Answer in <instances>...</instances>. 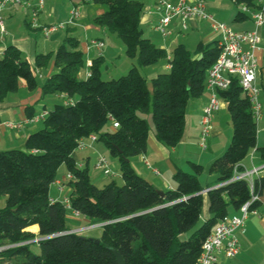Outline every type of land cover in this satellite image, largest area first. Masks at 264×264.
Wrapping results in <instances>:
<instances>
[{"label":"trees","instance_id":"16d2710c","mask_svg":"<svg viewBox=\"0 0 264 264\" xmlns=\"http://www.w3.org/2000/svg\"><path fill=\"white\" fill-rule=\"evenodd\" d=\"M72 1L106 5L95 17L96 24L116 32L126 45L127 57L139 66L168 58L170 67L151 78L150 87L148 77L136 65L118 78L102 79L101 57L92 61L91 74L81 77L87 59L80 40L72 35H67L53 57L37 53L33 64L17 46H6L0 57V103L17 92L21 82L35 90L38 71L52 59L55 72L41 85L43 97L61 94L74 100L42 110L47 112L43 127L28 135L23 148L0 150V195L6 196V205L0 208V247L8 246L0 251V264H118L112 249L119 251L124 264H195L203 242L230 214L229 208L239 209L252 191L260 196L264 190L263 177L254 180L253 188L246 178L237 177V172L244 171L241 162L253 149L264 159V146L257 147V120L250 100L238 78L228 89L218 90L230 114L232 137L210 164L209 171L217 175L218 183L208 187L210 215L202 221V191L206 189L199 179L205 170L202 164L190 161L192 172L178 169L173 175L175 188L161 195L136 172L131 158L147 150L149 114L159 142L169 147L180 143L187 106L206 89L208 70L219 56L218 41L199 42L195 52L179 43L168 54L143 36V1ZM234 2L250 9L259 7L256 0ZM25 112L27 117L38 114L33 105L26 106ZM110 121L113 130H106ZM91 134L119 159L121 184L112 180L99 187L92 182L89 168L77 165L73 154L79 139ZM63 165L73 174L68 181L72 208L103 223L99 242L72 232L64 203L51 199V185ZM35 224L38 241H34L36 234L26 230ZM33 243L39 244V254L31 250Z\"/></svg>","mask_w":264,"mask_h":264},{"label":"crops","instance_id":"0c3cea01","mask_svg":"<svg viewBox=\"0 0 264 264\" xmlns=\"http://www.w3.org/2000/svg\"><path fill=\"white\" fill-rule=\"evenodd\" d=\"M141 1L144 2V10L141 17V26L142 24L151 25L152 28L155 29L154 26L157 24V20H158V18L156 17L158 14L156 15V13L154 12L155 0H141ZM232 1L237 9L236 12L230 14L229 16L227 14H223V11H221L220 7L218 9L217 7L208 6L207 10L216 20L226 23L235 31L241 32V31L258 29L261 35L260 47L259 49L256 50L255 53L257 59L256 81L260 89V101L262 103L261 118L257 121V129H258L257 147L264 146V138L261 137V132H260V131H264V26H262L261 28H257L250 15V12H243L242 6L237 5L234 2V0ZM66 2L70 4L71 3L75 4L72 0H45V6L40 11L41 13L40 17L43 20L41 21V24H45V23L51 24V23L59 22L57 20L56 21L50 20L51 23L45 21V19L43 18L45 14L44 10L51 11L50 13L51 15L49 14L51 18L55 16L59 17L61 13L60 12L61 4L65 5ZM84 3H88V2H84ZM18 8L19 6L8 7L4 12V18L6 19L13 17ZM66 8L67 11H64V15L62 16L64 18L68 17L69 11L71 9V7H69V9L68 7ZM30 13H31L30 8L26 7L27 18L25 23L27 25H30ZM229 20L233 26L228 24L227 21ZM77 25L78 24L72 26L69 29V32L67 33L72 34V31H74V34H72V36H75L80 40V36L75 35L78 29ZM93 26H91V24H88L87 25L88 30H90L89 28L92 27L96 29L98 33L106 34L107 29L101 28L100 26L97 27L96 26L93 27ZM207 26H209L210 32L206 40H209L210 42L218 41L220 33L218 31H214L211 26V22L206 19L192 20L190 22V27L187 30V32L200 31L206 28ZM171 28L173 29L174 32L175 31L174 28H178V27L175 25V23H173L171 25ZM92 39H99L104 41V38H102L101 36L97 34L92 35V38L88 37L83 43H80V47H81L80 49L85 53L87 60L93 61L95 58L101 57L100 59V65H101L102 62L106 61L107 53L106 51H104V49L100 50L95 46L88 47V44ZM1 42L2 43L0 44V54L3 52V50L6 48L8 44H13L22 51L23 55L32 64L35 61V56L37 53L48 52L46 51V47H45L46 45H44L42 51H40L37 42L30 36L18 38V37H14L13 35H10L8 37H4L3 39H1ZM48 69L49 70H47L43 74L40 72L41 74L40 77L42 78L43 81L39 82V86L35 90L33 91L29 90L26 84L24 82H21L19 90L17 92L11 93L5 99L4 102L0 103V118L2 119V122L0 123V150H2V148H14V146H21V148H23L24 145L22 142L26 140V138L30 133L38 130L33 125L35 123H25L26 126H21L20 130L11 129L5 125V121L8 120L14 122L24 121L27 118V114L25 112L26 106L33 105L35 107V105L38 104V105H42V109L44 110L45 108L47 109L50 108L55 103H66L74 100L61 94L50 95V97L49 95H47L43 97L41 85L53 72H55L54 64L52 63V65H49ZM86 73H87V68L86 67L82 68L80 71V75L86 76ZM156 75L157 73H151L149 76L153 78ZM211 95H212V90L206 88L204 93L200 97L191 99L189 101V104L187 106L185 133L182 140L177 146L169 147L164 145L163 143L159 142L156 139L155 131L150 130L147 141L146 152L131 158V165L136 170V172L146 177L148 180H150L157 187V189L164 192L168 189H173L176 186V183L173 179V175L178 169H182L181 167L182 165H179L180 163L178 164L179 159H176L177 157L175 158L173 155L179 154L182 158H187L188 159L187 161L189 163L191 161L189 159L191 158V155H198L199 160L203 155L202 153H197V148L198 147L203 148L200 143L201 129H202L201 122L203 116V109L209 102ZM9 97H12V99H10ZM61 100L63 102H61ZM223 105L224 107L227 108V104L224 101H223ZM220 111H218L213 118V127L209 137L207 138V148L205 149L206 150L208 149L210 151L206 159L209 162L208 164H211V162L216 157L220 156L225 151L232 137V132L229 126L231 122H229L228 118L227 121L225 120L226 116L225 118L222 119L220 116ZM223 127H225V129H223ZM225 132H227V134H225ZM223 136H225V138ZM17 142L19 145L17 144ZM97 142L98 141L94 142L91 146L88 147V148H92L91 150H87L86 162L88 163H89V154L91 152L97 154L96 155L97 157L101 155L99 151L100 149H98L99 146L97 145ZM73 155L75 157L77 165L79 167H83V162H82L83 158L80 157L76 151L74 152ZM117 161H118L117 164L120 167L119 159ZM184 161L186 162L185 159ZM263 165H264V159L261 157L260 152L257 149H253L250 152V154H248L247 157L241 162V166L244 171L251 170L254 166H263ZM67 172L68 170L66 166L65 165L61 166L58 172L57 179L65 180ZM259 177L264 178V168L259 172V174L254 176V179ZM217 183H218L217 175L215 176L212 175L209 179L206 180L204 185L203 183H201L206 188L205 190L202 191L203 200H204L203 213L201 215L202 221L207 219L210 215L209 198L207 194L208 187L209 186L214 187ZM67 195H68V185L63 191H60L55 183L51 185L50 196L52 200L62 201L64 197ZM258 209L262 214L260 216L253 214L249 215V217L246 220L245 230L238 234L239 242H240L239 252L232 258H228L224 256L223 253H221L219 255L218 264H264V190L260 195V204L258 206ZM229 213L238 214L239 209H235L233 207L230 210L229 208ZM81 216L83 215H80L79 217ZM96 223H100V222H95L94 220H91L83 216L82 218H79L78 226H75V228H71V229L76 230L77 232L84 230H87L88 232L89 229H91L90 231L93 230L92 228L95 227L94 224ZM26 230L36 234L37 235L36 239L40 238L38 225L36 224L31 225L27 227Z\"/></svg>","mask_w":264,"mask_h":264},{"label":"built area","instance_id":"2783aa9c","mask_svg":"<svg viewBox=\"0 0 264 264\" xmlns=\"http://www.w3.org/2000/svg\"><path fill=\"white\" fill-rule=\"evenodd\" d=\"M258 8L251 10L245 4H241L243 12H250V15L257 26H264V0H256ZM26 6L30 8V26L39 29L45 37L59 30H64L71 25H76L81 13L77 6L70 9L66 21H59L51 24H41L38 21V15L45 6V0H0V34H6L4 12L10 6ZM154 12L159 15V21L154 28L160 31L164 36L171 34L173 29L171 25H175L186 32L190 27V22L194 19H206L211 22L214 31L220 33L217 45L219 48V56L216 62L208 70L206 88L212 90V95L203 109L202 129L200 143L205 149L207 148V138L209 137L215 114L220 111L223 100L218 94V90H226L232 84L234 78H238L239 84L248 96L254 118L258 121L262 114V103L260 101V89L257 85V59L256 50L259 49L261 43V35L258 29L247 31H235L224 22L216 20L207 10L206 0H155ZM95 46L103 50L106 46L105 41L92 39L88 47ZM92 60H87L86 75L91 74L90 68ZM170 65H167L169 68ZM47 115L46 111H42L32 117H27L22 122L5 121V125L11 129H20L22 123H37L43 120ZM113 126L118 127V122L113 120ZM97 141V135L91 134L87 137H81L78 142V148H87ZM96 167L104 170L106 175H116L110 167L105 156H98ZM264 168L263 166H254L251 170L237 172L238 178H246L253 188L254 176ZM73 179V174L67 172L65 180L56 179L55 184L60 191H63L68 185V181ZM260 201V196L253 191L249 200L239 207L238 214L225 215L205 239L202 246V252L195 264H218L219 255L221 253L228 258L234 257L240 249L238 234L245 230L246 220L249 215L260 216L258 207L254 203ZM65 207L72 211L75 217H79L81 213L71 206L69 196H65L62 200ZM77 232L76 230H74ZM39 239H34L38 241ZM8 246H1L0 251Z\"/></svg>","mask_w":264,"mask_h":264},{"label":"rangeland","instance_id":"374dc122","mask_svg":"<svg viewBox=\"0 0 264 264\" xmlns=\"http://www.w3.org/2000/svg\"><path fill=\"white\" fill-rule=\"evenodd\" d=\"M206 5H207V7L208 6L217 7L218 9L220 7L221 11H223V14H227L228 16L230 14H233L234 12H236V9H237L232 0H206ZM74 6H77L80 10V13H81L80 18L77 20L78 29H77L76 34H75V35L80 36V40H81L80 43H83L86 40V38H88V37L92 38V35H96V34L101 36L102 38H104V41L106 44L104 51H106V53H107L106 54L107 58H106V61L102 62V64H101L102 79L108 80V79H112V78H118L122 75L127 74L129 69L131 67H133V65H136L139 67L140 72L143 75H146L148 77L149 86L152 87L151 82H150L151 77L149 75L151 73H157L158 74V73L168 71V68H166V65L169 62L168 58L163 59V60L159 61L158 63H156L155 65H152V66H139L135 60H132L129 57H127L126 45L116 32H112V31L107 29L106 34L98 33V31L92 27H90L89 28L90 30H88V28H87L88 24H91V26H93V25L96 27L98 26L95 22V17L100 15L102 12H104L105 9H107L106 5L96 4L92 1H88V3L82 2V3H76V4H72V3L70 4V3L66 2L65 5L61 4V11H60L61 13H60L59 17L55 16V17L51 18L49 16L51 11L50 10L49 11L44 10L45 14H44L43 18L48 23H51L50 20H53V21H56V20L57 21H64L65 20L66 21L67 17H65V18L62 17L64 15V11H67L66 7H68V9H69V7L72 8ZM40 14L41 13H39V15H38V21L41 23V21H43V20L41 19ZM26 15H27L26 14V6L22 5V6H19V8L17 9V11L13 17L5 19V27H6L7 32L4 35H0V44L2 43L1 39H3L4 37H8L10 35H13L14 37H18V38L30 36L37 42L40 51H42L43 46L46 45L45 46L46 51H48L46 53H51V56L53 57V54L57 50L58 45L66 38L67 34L68 35L74 34V31H72V34L67 33V32H69V29L72 26H74V25H71L64 30L55 31V32L51 33L48 37H45L39 29H34L30 25H27L25 23L26 18H27ZM156 17L158 18V20H157V23H158L159 15H157ZM227 22H228V24L233 26L231 24L230 20ZM83 25H85V26H83ZM142 28H143V36L150 38L157 45L164 47L167 50L168 54H171L172 49L179 43H183L191 52H195L196 47H197L199 42H202L205 44L210 42L209 40H206V38L210 32L209 26H207L206 28H204L203 30H200V31H189V32L186 31V33H183L182 30H180V28H174L175 31L172 34H168L166 36H164L160 31L153 29L151 25L142 24ZM36 30H37V32H36ZM1 56H2V53L0 54V57ZM52 57H51V59H52ZM85 59H86V55H85ZM52 63H53V59L51 60L49 65H52ZM49 65L38 71L37 74H38L39 82L43 81L42 78L40 77V75H41L40 72L43 74L44 72L49 70L48 69ZM81 77H84V75H81ZM49 97H50V95H49ZM9 98L12 99V97H9ZM61 102H63V101L61 100ZM35 107H36V110L38 111V113L42 112V110H43L42 105L37 104V105H35ZM220 110H221L220 111L221 118L223 119L226 116L225 120L227 121V118H228L229 122H231V118H230V114L228 112V109L226 107H224V105H222ZM227 114H229V115H227ZM146 117L149 121L150 130L155 131V126H154L151 114L147 115ZM18 120H20V119H18ZM20 122H22V121H20ZM33 125H34V127H36V129H41L43 127V121L40 120L38 123H35ZM224 125H225V123H224ZM22 126H26V124L22 123ZM229 126H230V130L232 132V123H230ZM105 129L106 130H113V126H112L111 121L109 122V124H107L105 126ZM223 129H225V127H223ZM260 132H261V137L264 138V131H260ZM225 134H227V132H225ZM223 137L225 138V136H223ZM226 137H227V135H226ZM24 141L22 142L23 145H24ZM18 142H19V140H18ZM18 142H17V144H18ZM97 145L99 146L98 149H100L99 151H100L101 155L105 156L107 158L110 169L114 173H116V175H106L104 173L103 169L97 168L96 162H97L98 157L96 156L97 154H95L93 152H91L89 154V163L86 162L87 150H91L92 148H88V147L83 148V149L77 148L76 152L78 153V155L80 157L83 158V161H82L83 167H88L90 170L92 182L99 187H104L105 185H107L112 180H116L118 183L121 184L123 182V179L121 176L120 167L117 164V162H118L117 157L113 156L110 153L109 148L104 143L97 142ZM14 148H21V146H14ZM5 149H10V148H2V150H5ZM209 152L210 151L208 149L206 150V149H203L201 147H198L197 153L203 154L201 156L200 160L198 158L199 157L198 155H191V158H189L191 161L196 162V163H200L205 167L204 172L199 176V179H200L201 183H203V185L205 184L206 180L209 179L212 175L215 176V174L210 173V171H209L210 164H208L209 162H208V160H206L208 155H209ZM173 156L175 158L177 157L176 159H179L178 164L180 163L179 165H182L181 167L184 171H188V172L193 171L190 163L187 161L188 160L187 158H182L179 154H175ZM175 158H174V160H175ZM184 159L186 160V162L184 161ZM5 205H6V196L0 195V208L4 207ZM232 208L233 207L231 206L230 210ZM82 217L83 216L75 217L73 215L72 211L70 209L69 210L67 209L66 221H67V225L70 228H75V226H78L79 218H82ZM102 225H103L102 223H96V224H94L95 227L92 228L93 229L92 231H90L91 229H89L88 232H87V230L78 231V232L81 233L82 235H84L85 237L90 238V239H99L101 237V233H102ZM31 250L36 254H39L41 252V249H40V246L38 243H33L31 245Z\"/></svg>","mask_w":264,"mask_h":264},{"label":"water","instance_id":"95a60500","mask_svg":"<svg viewBox=\"0 0 264 264\" xmlns=\"http://www.w3.org/2000/svg\"><path fill=\"white\" fill-rule=\"evenodd\" d=\"M129 160V159H127ZM160 194L163 195L164 192L159 190ZM72 232H75L74 230H71ZM96 242H99L100 239H94ZM112 252L114 253V255L116 256L117 262L118 264H124V260L122 255L119 253V251H117L116 249H112Z\"/></svg>","mask_w":264,"mask_h":264}]
</instances>
